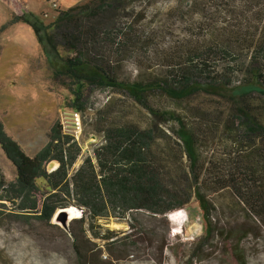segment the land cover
Returning <instances> with one entry per match:
<instances>
[{
    "label": "trees",
    "instance_id": "obj_1",
    "mask_svg": "<svg viewBox=\"0 0 264 264\" xmlns=\"http://www.w3.org/2000/svg\"><path fill=\"white\" fill-rule=\"evenodd\" d=\"M0 1L11 8L0 33L17 23L31 29L52 75L74 85L73 111L83 110L82 91L92 87L125 94L149 116L146 127L133 122L103 125L97 130L102 142L93 150V158L86 157L72 173L80 147L58 122L49 129L46 143L29 156L0 121V151L14 169L9 182L0 171V215L48 223L56 210L74 206L83 211L74 222L91 230L97 220L124 219L133 212L164 216L194 197L205 241L214 232L213 206L204 192L212 179L218 187L230 189L245 211L264 225V100L252 98L253 93L264 97V0H234L246 1L259 11L244 23L212 34L208 46L189 52L182 62L169 64L163 80L147 83L120 81L115 74L117 57L134 33L133 22L116 13L128 10L130 0H82L57 10L50 24L21 0ZM234 73L242 78L231 87ZM200 77L204 82L197 81ZM230 89L237 92L239 103L225 126L231 128L236 150L224 164L225 173L214 178L199 164L198 135L175 113L152 107L148 97L157 92L183 101L199 93L224 97ZM168 122L176 127L166 133L163 126ZM50 162L57 164L52 171L47 169ZM70 235L77 247L79 237ZM92 235L104 241L107 250L117 243L112 234ZM76 254L82 258L79 250Z\"/></svg>",
    "mask_w": 264,
    "mask_h": 264
},
{
    "label": "rangeland",
    "instance_id": "obj_2",
    "mask_svg": "<svg viewBox=\"0 0 264 264\" xmlns=\"http://www.w3.org/2000/svg\"><path fill=\"white\" fill-rule=\"evenodd\" d=\"M21 1L46 24L61 10L53 7V2ZM128 4L129 11L116 14L133 22V41L119 53L115 74L120 81L140 83L163 80L169 64L182 62L189 52L208 46L212 34L227 31L239 21L244 23L259 11L246 1L234 0H130ZM10 17L11 8L0 1V26ZM241 78L240 73H234L231 87ZM197 81L204 82V78ZM73 89L69 80L52 75L27 25H10L0 33V121L29 156L46 143L49 129L58 122L80 147L70 173L86 157L93 158V150L102 142L97 130L103 125L133 122L146 127L149 122L143 108L125 94L108 89L85 87L79 102L83 110L77 113L70 107ZM252 98L264 100L255 93ZM148 103L175 113L198 135L203 173L209 169L214 178L225 173L224 164L236 150L231 128L225 126L239 103L236 91L230 89L224 97L199 93L183 101L156 92L149 95ZM171 127H176L173 122L163 126L166 133ZM0 171L8 182L14 179V169L1 151ZM217 187L210 179L204 188L213 206L210 218L214 226L205 241L194 197L164 216L133 212L124 219L97 220L91 230L74 222L83 214L77 207L80 216L67 220L65 230L57 221L61 209L48 223L0 215V264H264V225L245 211L230 189ZM70 233L79 237L77 247L72 246ZM93 233L112 234L117 243L107 250L105 242L94 239Z\"/></svg>",
    "mask_w": 264,
    "mask_h": 264
},
{
    "label": "bare ground",
    "instance_id": "obj_3",
    "mask_svg": "<svg viewBox=\"0 0 264 264\" xmlns=\"http://www.w3.org/2000/svg\"><path fill=\"white\" fill-rule=\"evenodd\" d=\"M56 163L55 162H50L49 163V168L50 169H53L56 167ZM65 211L67 212L68 214V221L70 220H73V219H77L79 216H80V211L79 209H77L76 207L74 206H69L65 209Z\"/></svg>",
    "mask_w": 264,
    "mask_h": 264
},
{
    "label": "crops",
    "instance_id": "obj_4",
    "mask_svg": "<svg viewBox=\"0 0 264 264\" xmlns=\"http://www.w3.org/2000/svg\"><path fill=\"white\" fill-rule=\"evenodd\" d=\"M82 0H50L49 2H53L55 5H57L61 10H65Z\"/></svg>",
    "mask_w": 264,
    "mask_h": 264
},
{
    "label": "water",
    "instance_id": "obj_5",
    "mask_svg": "<svg viewBox=\"0 0 264 264\" xmlns=\"http://www.w3.org/2000/svg\"><path fill=\"white\" fill-rule=\"evenodd\" d=\"M56 167H57V165H56ZM55 167V168H56ZM55 168H53V169H50L49 168V164L47 165V169L49 170V171H52V170H54ZM58 219H57V221H59V223H60V225L62 226V228L65 230L66 229V221L68 220V214H67V212L65 211V209H63V210H59L58 211Z\"/></svg>",
    "mask_w": 264,
    "mask_h": 264
},
{
    "label": "built area",
    "instance_id": "obj_6",
    "mask_svg": "<svg viewBox=\"0 0 264 264\" xmlns=\"http://www.w3.org/2000/svg\"><path fill=\"white\" fill-rule=\"evenodd\" d=\"M53 7H56L55 4H53Z\"/></svg>",
    "mask_w": 264,
    "mask_h": 264
}]
</instances>
